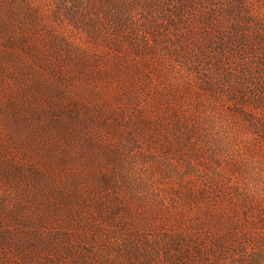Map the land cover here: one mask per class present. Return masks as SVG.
<instances>
[{"label":"rangeland","instance_id":"obj_1","mask_svg":"<svg viewBox=\"0 0 264 264\" xmlns=\"http://www.w3.org/2000/svg\"><path fill=\"white\" fill-rule=\"evenodd\" d=\"M0 264H264V0H0Z\"/></svg>","mask_w":264,"mask_h":264}]
</instances>
